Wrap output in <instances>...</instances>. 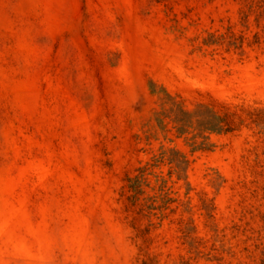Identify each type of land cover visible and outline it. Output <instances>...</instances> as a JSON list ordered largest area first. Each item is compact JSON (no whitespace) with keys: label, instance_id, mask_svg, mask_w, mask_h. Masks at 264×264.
<instances>
[{"label":"rangeland","instance_id":"obj_1","mask_svg":"<svg viewBox=\"0 0 264 264\" xmlns=\"http://www.w3.org/2000/svg\"><path fill=\"white\" fill-rule=\"evenodd\" d=\"M0 264H264V0H0Z\"/></svg>","mask_w":264,"mask_h":264}]
</instances>
